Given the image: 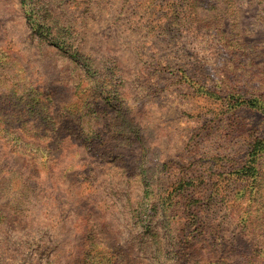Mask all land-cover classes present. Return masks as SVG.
<instances>
[{"label": "rangeland", "instance_id": "rangeland-1", "mask_svg": "<svg viewBox=\"0 0 264 264\" xmlns=\"http://www.w3.org/2000/svg\"><path fill=\"white\" fill-rule=\"evenodd\" d=\"M241 43L264 0H0V264H264Z\"/></svg>", "mask_w": 264, "mask_h": 264}, {"label": "trees", "instance_id": "trees-1", "mask_svg": "<svg viewBox=\"0 0 264 264\" xmlns=\"http://www.w3.org/2000/svg\"><path fill=\"white\" fill-rule=\"evenodd\" d=\"M239 49H241V53L239 55V60L237 64V68L241 71L239 74V80L237 81V85H232L230 90L226 92V96H230L234 100V104L237 106H249L253 107L255 110L260 111L264 115V95L263 93H253L247 96L246 88L252 87L254 90L260 91L263 86L261 80H258L257 76H264V70H257V65L254 62L253 58L249 56V53L246 51V47L243 43L239 44ZM237 96V97H236ZM232 103V105H233ZM36 133L42 131L41 128L33 127ZM35 133V135H37ZM39 136V135H37ZM52 134L48 137V139L54 140ZM262 147V142L257 141L253 146V150L255 153ZM255 159L250 158L248 160V165H246V169L243 170L244 173H247L249 170L253 172L256 169Z\"/></svg>", "mask_w": 264, "mask_h": 264}]
</instances>
